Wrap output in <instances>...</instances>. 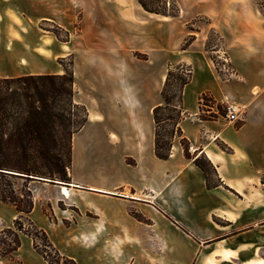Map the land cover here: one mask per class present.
I'll return each mask as SVG.
<instances>
[{
    "label": "crops",
    "instance_id": "obj_1",
    "mask_svg": "<svg viewBox=\"0 0 264 264\" xmlns=\"http://www.w3.org/2000/svg\"><path fill=\"white\" fill-rule=\"evenodd\" d=\"M43 1L50 15L40 19L70 32L51 55L72 56L73 99L88 111L72 141V196L65 198L60 185L34 181L57 187L54 200H42L51 203L56 223L72 221L69 231L79 227L77 243L92 264H264V15L256 1L211 0L218 9L198 13L209 17L222 39L234 72L225 80L214 62L219 51L206 50L208 37L200 32L182 50L185 31L176 29L170 37L149 24L154 33L138 43L137 24L151 13L137 0ZM33 41L38 64L42 36L33 32ZM137 52L148 59H138ZM174 64L191 66L193 75L183 91L182 137L175 136L170 157L162 160L155 154L153 109L163 102ZM46 69L55 75L67 71L59 62ZM207 92L239 106V120H202L200 97ZM201 158L207 175L196 164ZM76 168L86 175L77 177ZM32 194L30 217L46 230L48 223L36 212L38 193ZM77 199L84 205L74 219L67 206L77 207ZM17 216L13 205L0 200V231ZM21 241L15 259L0 257V264H36L33 240L25 235Z\"/></svg>",
    "mask_w": 264,
    "mask_h": 264
},
{
    "label": "trees",
    "instance_id": "obj_2",
    "mask_svg": "<svg viewBox=\"0 0 264 264\" xmlns=\"http://www.w3.org/2000/svg\"><path fill=\"white\" fill-rule=\"evenodd\" d=\"M137 1L151 14L164 17H178L180 14L177 0ZM194 39L195 36H190L181 49H188ZM144 59L147 60L148 55ZM185 65L177 67L178 72L182 71L177 75L170 65L161 91L163 102L153 109L156 126L155 154L162 160L170 157L175 136L182 137L179 123L185 116L183 91L193 75L192 67L186 65L188 68L185 69ZM174 78L178 81L176 89L172 83ZM73 96V75L68 71L63 75L0 76V200L13 205L18 212L14 228L0 231V255L4 259L14 258V254L22 246V233L34 241L35 251L48 264H79L76 259L60 252L48 233L31 219L30 214L34 209L31 189L26 187L18 194L11 182V179L16 178L28 182L38 181L33 179L38 177L51 180L48 182L51 184H54L53 181L72 183L70 170L73 136L83 128L88 119L87 109L76 104ZM213 107L217 108L218 114L203 113L211 111ZM75 109L81 110V117L73 113ZM166 110L173 114L163 115L162 112ZM225 113L224 104L215 100L208 92L202 94L199 114L202 120H215ZM164 123L174 124L173 134L166 140L161 134V125ZM181 143L187 152L188 141L183 138ZM196 164L206 175L209 173L207 162L205 165L200 159H196ZM6 233L12 235L10 241L2 238ZM37 239L41 241L40 244L36 242Z\"/></svg>",
    "mask_w": 264,
    "mask_h": 264
},
{
    "label": "rangeland",
    "instance_id": "obj_3",
    "mask_svg": "<svg viewBox=\"0 0 264 264\" xmlns=\"http://www.w3.org/2000/svg\"><path fill=\"white\" fill-rule=\"evenodd\" d=\"M255 1L258 5V8L260 9V12L264 15V0ZM177 2L180 8V14L178 17L165 18L164 16L146 13L150 20H144V22H138L137 24L138 43L145 42L146 37L150 36L152 34L151 32L154 33L153 29H150V27L148 26L149 24H156L157 26L155 27L158 30H163V32L168 33L170 37L173 35L176 29H181L185 31L187 35L181 43L180 49L182 44L189 40L190 36H195L197 35V33L200 32L201 38L205 36L208 37L204 45L205 49L208 51H219L217 53H213L214 62L216 64L218 73L224 80L230 78L234 72L230 68L228 60L226 59V56L221 50L222 39L214 29L210 28L209 17L207 15L198 14L200 11H203L205 9H211L212 11H216L218 9L216 3L211 2V0H177ZM49 15L50 7L47 1H0V76L19 77V75L26 73H35L33 75H55L47 74L49 73V70L46 68L50 62H59L66 68L68 72H70L72 65V56H66L63 59L57 60L51 55V49L54 44H57L58 41H68L70 39V32L62 28L59 23L47 19H40L41 17ZM52 15L55 16V14ZM75 27L76 28L73 29V31L76 32L78 30V23L75 24ZM33 32H36L42 36V47L40 49V57H38L37 59L38 64L34 63L32 57V53L34 50ZM18 43L24 45L20 47ZM145 55H148L149 57V54L147 53H136L137 58L140 60H145ZM180 65L182 64H174L172 66V70L176 75L182 73V71L178 72L177 70V67H179ZM184 68L187 69L188 67L185 65ZM172 83L175 85L176 89V87L178 86L177 79L174 78ZM73 113L78 117H81L82 114L80 109H75ZM162 114L168 116L173 113L169 110H166L163 111ZM173 131V123H164L161 125V134L165 138V140L173 134ZM200 160L205 165H207L206 160H204V158H201ZM74 173L79 178L84 177V175H86L84 171H81L77 168L75 169ZM11 182L18 194L22 190H25L26 187H29L31 191L34 189L36 190V192L38 193L36 202V212L40 219H44L46 223H48L46 224L47 229H43L48 233L51 241L61 243L59 248L56 245L60 252L71 257L73 255L79 260V264H92V262L88 260L84 250H82L81 246L77 243L79 242V227H76L71 231L67 230L66 227H69L72 221L64 222V226L63 224L58 225V223H56L58 222V220L52 212L51 203H42V200H54V198L58 196L59 192L57 187L51 185L34 184V181L28 182L18 178L11 179ZM64 187L66 188V186H63V188ZM71 196L72 194L70 191V196L68 198H70ZM65 198L67 197L65 196ZM76 203L78 205L77 207L74 204H71L67 207L74 219H79V215L81 213L79 207L84 204H81V201L79 199L76 200ZM67 207L60 205L61 209H65ZM8 228H14V223L11 227ZM20 236L24 237L25 235L20 233ZM2 238L4 240L10 241L12 235L10 233H6L2 236ZM36 242L38 244L41 243L39 239H37ZM40 249L43 248L40 247ZM37 254L38 253L36 252V264H46L43 259ZM14 259L15 258H13L12 260ZM17 264H21V262L18 261Z\"/></svg>",
    "mask_w": 264,
    "mask_h": 264
},
{
    "label": "built area",
    "instance_id": "obj_4",
    "mask_svg": "<svg viewBox=\"0 0 264 264\" xmlns=\"http://www.w3.org/2000/svg\"><path fill=\"white\" fill-rule=\"evenodd\" d=\"M223 104V103H222ZM226 108L225 115L221 116L224 120L230 123H234L239 120V116L241 114V108L236 105L232 104H224ZM206 109H208L206 107ZM210 112H214L215 114H218V110L216 107H213L211 111H203L204 114H210Z\"/></svg>",
    "mask_w": 264,
    "mask_h": 264
},
{
    "label": "water",
    "instance_id": "obj_5",
    "mask_svg": "<svg viewBox=\"0 0 264 264\" xmlns=\"http://www.w3.org/2000/svg\"><path fill=\"white\" fill-rule=\"evenodd\" d=\"M5 173L12 174V175H17V176H21V174L14 173V172H10V171H5ZM33 179L38 180V181L51 182V180L43 179V178H38V177L33 178ZM52 183L57 184V185H60V186H67V187L69 186V185H67V184H65V183H63L61 181H53Z\"/></svg>",
    "mask_w": 264,
    "mask_h": 264
},
{
    "label": "bare ground",
    "instance_id": "obj_6",
    "mask_svg": "<svg viewBox=\"0 0 264 264\" xmlns=\"http://www.w3.org/2000/svg\"><path fill=\"white\" fill-rule=\"evenodd\" d=\"M61 188H63V186H61ZM63 194L68 198L70 196V191L67 189V186L66 188L64 187L63 188Z\"/></svg>",
    "mask_w": 264,
    "mask_h": 264
}]
</instances>
